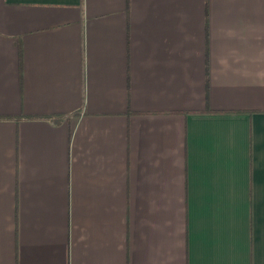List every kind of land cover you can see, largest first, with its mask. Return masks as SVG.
Returning a JSON list of instances; mask_svg holds the SVG:
<instances>
[{
	"label": "crops",
	"instance_id": "obj_1",
	"mask_svg": "<svg viewBox=\"0 0 264 264\" xmlns=\"http://www.w3.org/2000/svg\"><path fill=\"white\" fill-rule=\"evenodd\" d=\"M0 264H264V0H0Z\"/></svg>",
	"mask_w": 264,
	"mask_h": 264
}]
</instances>
